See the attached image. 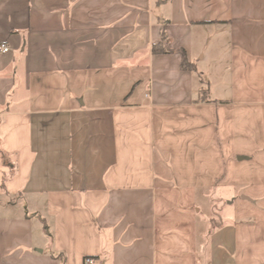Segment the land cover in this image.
<instances>
[{"label": "crops", "instance_id": "crops-1", "mask_svg": "<svg viewBox=\"0 0 264 264\" xmlns=\"http://www.w3.org/2000/svg\"><path fill=\"white\" fill-rule=\"evenodd\" d=\"M1 44L0 264H264V0H0Z\"/></svg>", "mask_w": 264, "mask_h": 264}, {"label": "built area", "instance_id": "built-area-1", "mask_svg": "<svg viewBox=\"0 0 264 264\" xmlns=\"http://www.w3.org/2000/svg\"><path fill=\"white\" fill-rule=\"evenodd\" d=\"M8 51H9V48L6 45H4V44L0 45V52L1 53H7ZM84 264H96V263L91 257H86L84 259Z\"/></svg>", "mask_w": 264, "mask_h": 264}, {"label": "trees", "instance_id": "trees-1", "mask_svg": "<svg viewBox=\"0 0 264 264\" xmlns=\"http://www.w3.org/2000/svg\"><path fill=\"white\" fill-rule=\"evenodd\" d=\"M163 42H165V37L162 38V43H163ZM157 49H159V47H153L152 52H156ZM188 67L191 68V66L188 65V64L186 63V61L184 60V61L182 62V68H183V69H187Z\"/></svg>", "mask_w": 264, "mask_h": 264}, {"label": "rangeland", "instance_id": "rangeland-1", "mask_svg": "<svg viewBox=\"0 0 264 264\" xmlns=\"http://www.w3.org/2000/svg\"><path fill=\"white\" fill-rule=\"evenodd\" d=\"M216 221H218V220H214V223H216Z\"/></svg>", "mask_w": 264, "mask_h": 264}]
</instances>
